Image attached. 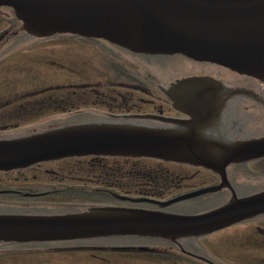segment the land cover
<instances>
[{
  "label": "flooded vegetation",
  "instance_id": "af4514ba",
  "mask_svg": "<svg viewBox=\"0 0 264 264\" xmlns=\"http://www.w3.org/2000/svg\"><path fill=\"white\" fill-rule=\"evenodd\" d=\"M57 41L81 48L80 56L63 57H92L85 60L81 83L38 85L19 98L9 93L3 77L10 66L16 69L31 62L35 68L38 62L50 63L37 57H57ZM152 60L164 69L184 68L171 71V81L164 86L152 71L137 73V62L151 66ZM39 76L36 70L37 84ZM188 79L212 83L195 90L199 103L208 101L200 107L208 121L197 127L199 138L218 145L264 139V83L217 65L182 56L135 54L102 40L33 37L12 9L0 8V126H5L0 134L8 132V126L38 124L183 128L192 116L172 97L175 87ZM59 110H69L71 115ZM262 192L264 158L216 171L151 158L87 156L0 172V216L63 217L106 209L197 216ZM0 264H264V214L176 240L115 235L54 242L0 241Z\"/></svg>",
  "mask_w": 264,
  "mask_h": 264
},
{
  "label": "water",
  "instance_id": "95a60500",
  "mask_svg": "<svg viewBox=\"0 0 264 264\" xmlns=\"http://www.w3.org/2000/svg\"><path fill=\"white\" fill-rule=\"evenodd\" d=\"M33 37L78 36L135 54L181 55L264 83V0H0ZM204 79L180 82L173 100L192 121L175 130L133 125H77L0 140V172L68 158H151L213 170L264 158V139L218 145L199 138L208 121L198 91ZM201 93V92H200ZM176 97V99H175ZM181 126V124H179ZM264 214V192L207 214L174 216L106 209L63 217L0 216V241L54 242L115 235L176 240Z\"/></svg>",
  "mask_w": 264,
  "mask_h": 264
},
{
  "label": "rangeland",
  "instance_id": "374dc122",
  "mask_svg": "<svg viewBox=\"0 0 264 264\" xmlns=\"http://www.w3.org/2000/svg\"><path fill=\"white\" fill-rule=\"evenodd\" d=\"M63 39L64 38H61L60 40H63ZM56 43H57L56 45L57 57H37L38 59H40L41 62L44 60H48L51 62L50 63L42 62L40 64L38 62L36 63L38 65L34 64L35 68L33 67V63L30 62V63H27L25 67L24 66L17 67L15 69L11 65L12 61L9 60V58L7 59L9 61L7 62V64L11 66L7 72L8 76L7 77L4 76L3 78L5 80V83H7L6 85L9 86L8 88L9 93H17L18 96L16 97L19 98L25 95V93L27 94V91H30V92L33 91L34 86L37 87L38 85H40V87L43 88L45 86L46 87H49V86L54 87L55 85L69 86V85L81 83L79 76L84 70L83 65L85 64V60L88 58L90 59L92 57H66V56L63 57V55L65 54H73L76 56H80L82 54V52H79L81 48L71 42L57 41ZM64 44H68L69 46L68 45L65 46ZM54 61L56 62V65H54ZM139 62L136 63L138 75L139 73L145 70L152 71L154 72L153 75L157 77L156 81L158 82V84H161L164 86L168 85V83L171 81L170 78H168V75L171 74V71L179 70V68L181 67L179 65H175V66H178V68L174 66L173 68L164 69V67L162 65H159L158 61L156 60L151 61L152 62L151 64L154 65L155 67L152 65L144 66L140 64ZM185 66L187 67L188 65H185ZM152 67L154 68L152 69ZM181 68H184V67H181ZM20 69L25 70V73L24 71H21ZM36 70L40 71V76L38 78V80L40 79L39 81L40 84H37L36 80L34 79ZM29 76H32L33 80ZM10 95H13V94H10ZM63 95H67V92L66 94H63ZM57 112L63 113L66 115H69V114L71 115L69 110H66V111L59 110ZM57 117L63 118V117H68V116L57 115ZM3 127L5 126H0V128H3ZM53 127L54 126H41V124L23 125L17 128L8 126L9 131L7 130L8 132L1 133L0 139L20 137V136H24L28 134H33L36 132L45 131ZM47 180H50V179L47 178Z\"/></svg>",
  "mask_w": 264,
  "mask_h": 264
},
{
  "label": "bare ground",
  "instance_id": "6f19581e",
  "mask_svg": "<svg viewBox=\"0 0 264 264\" xmlns=\"http://www.w3.org/2000/svg\"><path fill=\"white\" fill-rule=\"evenodd\" d=\"M128 51V50H127ZM176 56H181V55H176ZM182 57H184V56H182Z\"/></svg>",
  "mask_w": 264,
  "mask_h": 264
}]
</instances>
